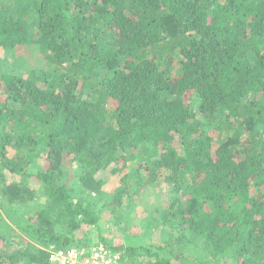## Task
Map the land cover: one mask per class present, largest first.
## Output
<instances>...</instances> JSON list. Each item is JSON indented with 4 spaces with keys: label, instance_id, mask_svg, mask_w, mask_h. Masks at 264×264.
I'll list each match as a JSON object with an SVG mask.
<instances>
[{
    "label": "trees",
    "instance_id": "16d2710c",
    "mask_svg": "<svg viewBox=\"0 0 264 264\" xmlns=\"http://www.w3.org/2000/svg\"><path fill=\"white\" fill-rule=\"evenodd\" d=\"M0 8V50L26 48L39 65L27 78L0 72V200L27 208L46 199L28 223L16 220L21 231L46 248L72 247L98 219L94 201L61 182L66 163L101 187L121 162L144 161L146 186L164 179L179 197L147 219L164 244L108 246L124 264H264V0ZM6 172L21 181L6 184ZM138 192L124 188L108 203L120 208ZM199 245L208 262L186 255ZM0 264H49L48 254L4 247Z\"/></svg>",
    "mask_w": 264,
    "mask_h": 264
},
{
    "label": "rangeland",
    "instance_id": "374dc122",
    "mask_svg": "<svg viewBox=\"0 0 264 264\" xmlns=\"http://www.w3.org/2000/svg\"><path fill=\"white\" fill-rule=\"evenodd\" d=\"M5 2L6 0H0V7L1 3ZM30 53L31 52L26 48H18L14 52L0 50V58L4 63V67H2L0 72L2 74H16L17 76H24L27 78L30 76L32 70L39 69V65L35 64V61L31 59ZM195 106H198L197 102L195 103ZM209 134L216 139V134L212 131L209 132ZM217 146V143H215L214 149H216ZM143 162L134 161L125 162V164L121 162L119 164V167L122 169L121 172L115 175H111V173L108 172V175L102 182V186L98 187L92 181L84 182L79 180L81 175L79 165L76 163H69L68 161L66 163V168L69 174L68 177L62 179L61 182L65 183L67 181L70 184L71 192L75 198L80 199L82 197H87L92 202L94 201L97 205L96 214L98 221L94 227L88 228L85 233H77V239L70 238L71 235L66 228H61L59 226L60 228H57V231L64 238H70V242L73 241V244H71L72 246L80 245V247H83L84 245L91 247L98 244L107 246L111 245L115 248L121 245L127 247L137 244H143L144 246L164 244L165 239L161 237V234H153L148 229L147 219L154 214L157 215L158 218L161 217L169 210V206L176 203L175 200L179 197V194L173 185L164 179L157 183L156 186H146L148 175L144 170L145 165ZM5 174L7 176L6 184L21 181L17 176L7 172ZM124 178H126L125 181ZM28 184L29 187L34 190L40 187L34 179H29ZM128 187L131 188L134 194L139 190L138 196L135 197L134 201L128 203L127 200H124L120 208L117 205L115 206L108 203H112V201H108L109 196ZM101 199H103V202ZM183 200H185V197L181 196V201ZM33 202L35 204L30 202L27 208H25L26 205L12 206L8 205L6 201L0 200V253L4 247L10 251L13 249L22 251L27 249L29 245L35 248H40L41 250H46L48 248H46L45 243L38 242L31 235H27L21 231L16 224L17 219H21L28 223L29 215L36 210L33 211V208H40L45 205L46 199L45 197H40ZM98 202H107L108 204L103 206ZM31 205L32 207L29 209ZM158 208H160L159 212L155 213ZM120 216L121 219H119ZM167 230L168 229H166V231ZM173 236L175 237L176 234ZM29 251L33 250L31 249ZM192 254L199 259H204L207 262L209 261L208 252L201 245L196 247V252L191 251L190 253L188 251L186 253V255ZM228 263L232 264L233 261L229 260Z\"/></svg>",
    "mask_w": 264,
    "mask_h": 264
},
{
    "label": "built area",
    "instance_id": "2783aa9c",
    "mask_svg": "<svg viewBox=\"0 0 264 264\" xmlns=\"http://www.w3.org/2000/svg\"><path fill=\"white\" fill-rule=\"evenodd\" d=\"M46 251L49 264H123L121 253L103 244L91 247L72 246L67 249L51 245Z\"/></svg>",
    "mask_w": 264,
    "mask_h": 264
}]
</instances>
